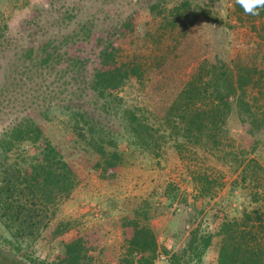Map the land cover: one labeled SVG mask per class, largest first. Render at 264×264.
<instances>
[{
  "label": "trees",
  "instance_id": "trees-1",
  "mask_svg": "<svg viewBox=\"0 0 264 264\" xmlns=\"http://www.w3.org/2000/svg\"><path fill=\"white\" fill-rule=\"evenodd\" d=\"M48 1L53 5L56 0ZM112 1L116 0H104V5ZM221 1L232 3L237 19L250 24L252 29H257L259 21L264 23V9L259 10V15L252 16L246 14L236 0ZM130 2L135 10L127 15L118 12V21L110 20L108 15L105 19L112 24L99 36H96L95 22L87 20L77 23L71 32L57 33L44 38L38 45L22 49L14 63L10 85L29 84L37 77L51 74L58 65L65 74L70 70L85 72L89 59L72 56L67 48L73 43H82L83 46L95 42L97 62L89 74L87 88L102 104L103 118L110 123V117L114 116L118 125L104 124L100 116L90 113L83 105L67 103L60 112L66 116L68 127L76 135L73 146L87 147L88 153L96 156L94 169L101 171L102 177L107 179L114 178L112 171L127 164L131 152L160 158L167 148H172L182 161L191 162L189 171L198 191L196 199L213 198V191L221 184L213 173H209L210 167L203 166L209 156L218 161L226 159L227 163L231 159L237 169L245 162L228 150L232 147L229 127L232 116L235 115L247 127L249 134L264 133V68L259 67L254 59L244 61L238 57L229 63L221 55H215L213 60L200 61L192 74L172 90V98L162 114L146 106H125L119 92L127 84L136 81L145 89L171 59L181 58L183 51L189 49L188 41L194 27L220 22L210 1L147 0L144 10L151 21L147 22L145 34L140 37L133 22L139 15L137 9L143 10V0ZM52 5L51 10L61 16L54 22L58 27L64 24L65 31L73 20L75 8L62 13ZM104 11L108 12L106 8ZM6 31V26H0V45L6 39ZM126 37L138 39L134 42L144 41L147 51H142V46L138 53L127 54V49L118 42ZM256 44L259 49L261 42ZM7 82L2 91L7 89ZM255 90L258 93L253 96ZM52 112L55 110L49 102L34 111V115L13 120L0 133V222L15 239L36 240L42 229L50 226L57 213V204L69 198L78 186L77 169L45 136V124L55 118L51 116ZM121 141L126 142L127 148H120ZM27 143H40L41 148L32 161L21 168L10 159L22 144ZM200 161L203 162L199 164ZM252 163L250 160L241 170L244 181L254 168ZM255 177L253 181L260 179ZM165 195L172 201L177 196L169 189ZM253 201L260 206L244 210L239 219L222 223L218 264H264V193L255 194ZM142 215H148L146 210ZM131 224L134 232L119 264H155L158 253L156 234L140 218L132 219ZM212 237L210 233L195 229L184 248L170 256L168 264H200ZM9 245L15 246L14 243ZM18 247L15 249L19 251ZM89 250L83 238L77 239L66 244L63 258L52 264H94L89 258Z\"/></svg>",
  "mask_w": 264,
  "mask_h": 264
},
{
  "label": "rangeland",
  "instance_id": "rangeland-1",
  "mask_svg": "<svg viewBox=\"0 0 264 264\" xmlns=\"http://www.w3.org/2000/svg\"><path fill=\"white\" fill-rule=\"evenodd\" d=\"M146 1L141 3L143 10L137 9L139 15L133 22L140 37L145 34L147 22L151 21L144 10ZM206 1H210L212 11L218 15L220 22L194 27L188 41L189 49L183 51L181 58L171 59L154 75L151 85L143 89L136 81L127 84L119 92L124 99L123 105L146 106L162 114L172 98V90L192 74L200 61L213 60L215 55H221L229 63L238 57L244 61L254 59L259 67L264 68V23L259 21L254 30L250 24L237 19L232 3ZM131 2L116 0L104 5V0H56L52 5L48 0H0V26L7 27L6 39L0 45V133L13 120L34 115V111L52 103L55 112L51 116L55 118L45 124V136L62 150L79 176L78 186L72 195L57 204V213L50 226L42 229L36 240L15 239L0 222V264H52L63 258L66 244L80 238L87 242L89 258L94 264H119L133 235L131 222L136 217L149 224L156 234L158 253L155 264H168L170 256L184 248L195 229L213 236L200 264H218L222 223L239 219L244 210L260 206L253 199L255 194L264 193V133L256 136L249 134L247 127L235 115L229 121L232 147L228 150L245 162L237 169L231 159L227 163L226 159L218 161L209 156L203 166L210 167L209 173H213L221 184L213 191V198L196 199L198 191L189 171L191 162L182 161L172 148H167L160 158L131 152L127 164L117 168L116 172L112 171L114 178L102 177L101 171L94 169L96 156L89 154L84 145L73 146L76 135L68 127L66 116L60 112V108L67 103L83 105L90 113L100 116L104 124H117L114 116L110 117V123L103 118L102 104L93 98L87 88L89 74L97 62L95 42L83 46L82 43H73L67 48L70 55L89 59L85 72L70 70L65 74L58 65L51 74L37 77L29 84L21 87L10 85L13 82V66L22 49L38 45L44 38L57 33L71 32L77 23L87 20L95 22L96 36H99L108 31L107 27L112 24L110 20H119L118 12L127 15L135 10ZM51 5L55 10L61 9L62 13L75 8L73 20L65 31L64 24L58 27V23L54 22L61 16L51 10ZM108 15L110 20L106 21ZM36 40L38 43L35 44ZM134 41L138 39L126 37L118 42L127 49V54L132 55L144 45V41ZM257 42H261L259 49ZM146 49L144 47L142 51L146 52ZM255 55H258L257 59ZM6 82L7 89L2 91ZM257 93V90L252 92L253 96ZM83 142L87 144L86 139ZM40 146V143L22 144L12 154L10 162L25 167L26 162L30 163L32 157L39 153ZM120 146L127 148L125 141H121ZM250 160L254 167L250 176L259 180L253 181L250 176L243 180L241 170ZM168 189L177 195L174 201L165 195ZM144 210L147 216L142 215ZM62 230L66 231L60 233ZM9 243L19 245V251ZM7 254L11 257L4 256Z\"/></svg>",
  "mask_w": 264,
  "mask_h": 264
},
{
  "label": "clouds",
  "instance_id": "clouds-1",
  "mask_svg": "<svg viewBox=\"0 0 264 264\" xmlns=\"http://www.w3.org/2000/svg\"><path fill=\"white\" fill-rule=\"evenodd\" d=\"M243 11L252 16L259 15V10L264 9V0H236Z\"/></svg>",
  "mask_w": 264,
  "mask_h": 264
}]
</instances>
